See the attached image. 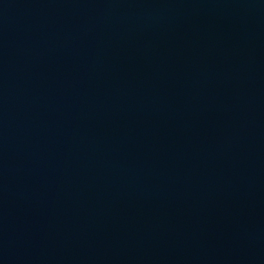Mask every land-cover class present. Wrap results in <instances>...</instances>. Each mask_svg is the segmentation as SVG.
Masks as SVG:
<instances>
[{"label":"water","instance_id":"obj_1","mask_svg":"<svg viewBox=\"0 0 264 264\" xmlns=\"http://www.w3.org/2000/svg\"><path fill=\"white\" fill-rule=\"evenodd\" d=\"M0 264H264V0H0Z\"/></svg>","mask_w":264,"mask_h":264}]
</instances>
